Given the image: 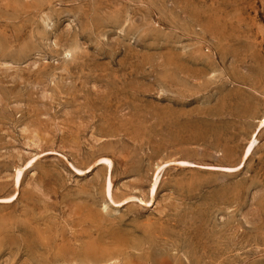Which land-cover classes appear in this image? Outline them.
Returning a JSON list of instances; mask_svg holds the SVG:
<instances>
[{"label": "rangeland", "instance_id": "1", "mask_svg": "<svg viewBox=\"0 0 264 264\" xmlns=\"http://www.w3.org/2000/svg\"><path fill=\"white\" fill-rule=\"evenodd\" d=\"M263 118L264 0H0V264H264Z\"/></svg>", "mask_w": 264, "mask_h": 264}, {"label": "bare ground", "instance_id": "2", "mask_svg": "<svg viewBox=\"0 0 264 264\" xmlns=\"http://www.w3.org/2000/svg\"><path fill=\"white\" fill-rule=\"evenodd\" d=\"M9 2V1H8ZM15 6V5H14ZM4 108V107H3ZM264 128V118L261 119L259 121V125H258V129H262ZM256 145V138L255 136L253 135L247 145V147L245 148L244 152H243V155H242V159H241V162L240 164L235 167L236 170L239 169L240 167H242V164L250 157V155L252 154V151L254 149ZM29 163V162H28ZM27 163V164H28ZM178 165H182V166H187V165H190L189 162H186V161H181V162H177ZM96 166H100L102 165L104 167V169L106 170L107 174H106V179L104 181V185H103V192H104V195L112 202V203H115L114 200H113V196H112V181H111V171H112V161L108 158H101L99 160L96 161ZM28 166H30V164H28ZM27 166V167H28ZM163 166H160L158 167L157 171H156V174L153 178V182L151 184V187L149 189V197L150 199L152 200L154 197H155V194L157 192V189H158V184H159V175H160V172L162 170ZM212 168V167H210ZM215 168V167H214ZM218 169H224L226 171H231L232 169L231 168H226V167H217ZM22 169V168H21ZM17 170L15 172V176H14V184L13 186L16 188V189H19V186H20V182H21V177H22V173H23V170ZM81 172V171H80ZM105 172V171H104ZM12 181V182H13ZM15 198V195L9 197V198H5L3 200H0V201H4V202H7V201H11ZM117 203V202H116ZM88 208V207H87ZM77 209V208H76ZM91 212V211H90ZM85 213V212H84ZM75 216V215H73ZM78 216V215H77ZM42 218V217H40ZM43 220V219H42ZM29 222V221H28ZM72 222V221H71ZM43 223V222H42ZM64 223V222H63ZM3 224V223H2ZM28 225V224H27ZM92 227V226H91ZM69 228V227H68ZM79 228V227H78ZM86 228V227H85ZM90 228V227H89ZM70 229V228H69ZM28 230V229H27ZM31 231V230H30ZM35 231L37 234H33ZM84 231V230H83ZM0 232H1V229H0ZM28 232V231H26ZM32 234L29 235H26L27 238H26V241L24 242V246L25 248H27L29 251L30 250H33L35 248H40V249H49L51 251L54 250V255L52 257V262H56L57 264H59L58 262H61L62 264H71V263H80V264H101L102 262L104 263L106 260H110L111 256L110 255H113L115 252H113V254H108L110 253V250H112L111 248H106L105 247V250L104 249V246L103 248L99 246L98 243L96 242H91L89 241V244L87 243V245L81 247L80 249L76 250L73 249L74 247L70 248L71 245L70 244V241L68 239L65 238L64 235L62 234H59V235H56L55 236V239L59 240V244H55V247H52V244H51V240H52V236L48 234V230H45V231H36V230H32ZM29 233V232H28ZM50 233V232H49ZM75 233V232H74ZM3 235V234H2ZM87 235V234H86ZM89 235V234H88ZM68 236V235H67ZM101 237V236H100ZM8 238V237H7ZM92 238V237H91ZM68 240V241H67ZM102 240V239H100ZM16 241V240H15ZM22 241L23 243V240H20ZM120 241V240H119ZM118 241V242H119ZM58 242V241H57ZM69 242V243H68ZM99 242V241H98ZM102 243V242H101ZM114 244V243H113ZM80 245H82L80 243ZM76 246V245H75ZM79 246V245H78ZM0 247H2L1 245V242H0ZM22 248H24L22 246ZM102 248V249H101ZM39 249V250H40ZM45 251V250H44ZM43 251V252H44ZM50 251V252H51ZM32 252V251H31ZM50 252L48 251L47 253L50 254ZM35 254V252H34ZM115 254H118L117 252ZM46 256V255H45ZM44 256V257H45ZM117 256V255H116ZM119 256V255H118ZM113 257V256H112ZM46 258V257H45ZM37 259V258H36ZM74 260V262H73ZM111 261V260H110ZM46 262V261H45ZM40 263V262H39ZM50 264V262H48ZM123 263V262H122ZM53 264V263H51ZM125 264V263H124ZM126 264H129L126 262Z\"/></svg>", "mask_w": 264, "mask_h": 264}]
</instances>
